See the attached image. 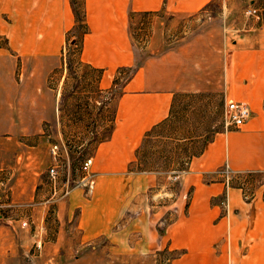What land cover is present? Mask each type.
<instances>
[{
  "label": "crops",
  "instance_id": "obj_1",
  "mask_svg": "<svg viewBox=\"0 0 264 264\" xmlns=\"http://www.w3.org/2000/svg\"><path fill=\"white\" fill-rule=\"evenodd\" d=\"M214 1L0 0L5 206L24 207L23 216L35 214L36 201L45 194L39 176L48 156L37 154L43 139L32 136L43 122L57 127L60 121V87L48 81L65 65L68 36L77 23L74 3L84 13L78 56L90 68L89 78L100 90L118 80L110 133L92 150V196L77 186L67 199L54 202L59 226L43 241V253L54 264L58 258L62 264H83L85 258L74 259L78 254L110 255L111 264H155L154 255L163 250L180 252L170 264H264V16L260 23L248 18L240 25L210 23L177 43L166 40L171 22L190 19ZM144 22L149 38L140 46L133 33ZM120 68L132 70L128 79L120 80ZM16 78L22 81L18 85ZM29 80H36V89H26ZM25 90L36 92V104L12 101ZM186 93L245 103L250 117L238 129L216 131L169 192L159 174L129 167L144 135L168 117L175 96ZM26 111L36 128L26 124ZM224 168L228 181L220 173ZM171 192L170 202L154 207V197ZM224 196L227 207L220 204ZM9 222H0V264H36V231H16ZM98 264L110 263L105 257Z\"/></svg>",
  "mask_w": 264,
  "mask_h": 264
},
{
  "label": "rangeland",
  "instance_id": "obj_2",
  "mask_svg": "<svg viewBox=\"0 0 264 264\" xmlns=\"http://www.w3.org/2000/svg\"><path fill=\"white\" fill-rule=\"evenodd\" d=\"M248 7L259 8L263 18L264 6L260 5L259 0H215L207 7L206 11H202L192 18L171 22L168 25L167 43H177L189 37L202 26L210 23H221L223 21L227 23L233 20V22L237 21L240 25L244 18L252 19L255 23H260L262 18L257 21L246 14ZM82 31L79 30L77 33L74 32L68 36L70 41L66 44L65 48V65L48 81V86L60 87L57 100L60 116L59 124L57 127H54V124L50 121L43 122L41 132L35 133L32 136L34 140L36 138L43 139L37 154L42 157L48 156V162H46L39 176L45 185V194L42 195L40 201H36V205L35 201L32 203L36 207V213H30L33 217L30 215L23 216L21 213L24 211V207L12 203H9L11 205L7 207L5 205L8 202L0 200V222L3 225H7L5 223L10 221L9 225H14L16 231L21 230L22 227L31 230V232L36 231V264H54L53 257L43 253V241L45 242L49 235L51 236L56 232L59 226L54 212V202L67 199L75 187L82 186L79 185L80 178L82 177L79 169L80 163L85 157L92 155L96 142L106 138L111 128L113 108L110 102L115 95L118 80L114 82V87L107 90H100L93 84L89 78L90 74H88L90 68L80 61L78 56ZM133 34L140 46L146 45L149 38L148 24L146 22L142 23L138 27L137 32ZM4 41V38L0 37V44ZM62 70H65L63 79L61 75ZM118 73H123L120 76V80L123 81L130 77L125 78V75H131L132 70L120 68L118 69ZM16 82L18 85L22 81L16 78ZM27 87L29 89H36V80H29L26 89H28ZM15 97L11 96L14 102L21 101L26 105L36 104V92L33 95L30 90H25L24 96ZM50 98L55 100V96H49ZM46 101L47 97L42 98L41 103H45ZM223 108L224 103L219 94L186 93L176 95L171 106V117L160 126L150 130L147 137L137 147L136 159L141 164V168L143 170L146 169V172L159 174L160 184L165 186L170 192L171 189L175 188V181L179 174L186 170L173 173V169L181 167L182 162L192 153H198L204 142L210 140L214 132L219 130L225 131L223 129ZM26 114V124L32 126L34 124L30 117L32 113L26 111ZM54 144L58 146V157L56 158L59 161L58 171L60 179L65 178L66 173L69 172L70 184L72 187L75 186L65 196L53 197L50 191L47 169L52 163L50 149ZM82 187L85 188L84 193L87 195V198H90L93 193V187L89 189L85 186ZM171 194L172 196H162V198L154 197L152 200L154 207L161 206L165 204L164 202L173 198L174 194L172 192ZM245 197L247 198L248 194H245ZM224 198L225 196L221 198V205ZM44 201L46 203H43ZM32 204L29 207H32ZM29 209L32 210L33 208ZM33 218L36 219L35 223L31 222ZM170 218L171 214L168 213L166 215L167 221ZM162 227L164 228L163 225ZM162 227L160 226L158 229L161 230ZM179 254L180 252L176 250H163L156 253L153 259L155 260V264H170L171 260ZM105 257L111 264L112 259L110 255L99 256V254H96L92 256L78 254V257H74V259L79 258V261H81V258H85L83 264H98V260L102 261ZM75 262H72V264L77 263ZM58 263L62 264L59 258ZM81 263L79 262L78 264Z\"/></svg>",
  "mask_w": 264,
  "mask_h": 264
},
{
  "label": "built area",
  "instance_id": "obj_3",
  "mask_svg": "<svg viewBox=\"0 0 264 264\" xmlns=\"http://www.w3.org/2000/svg\"><path fill=\"white\" fill-rule=\"evenodd\" d=\"M246 14L250 17H253L255 20H261L262 13L259 8L256 7H248ZM130 74L125 75V78H128ZM249 108L245 103L242 102H227L224 104L223 108V129L230 130V129H236L241 127L249 118ZM50 153L52 156V163L47 169L48 179H49V185H50V191L53 197L58 196H65L75 187L71 186L70 184V174L69 172L66 173L65 178L60 179L59 176V161H57L58 157V146L57 144H54L51 146ZM91 165H92V157L87 156L85 157L79 166V169L82 173V177L80 178V184L82 186L92 188L94 185V175L91 172ZM227 169L224 168L220 171V173L223 175V177L228 181L229 175L228 172H226ZM70 179V181H69ZM223 206L227 207L226 198H224L222 202Z\"/></svg>",
  "mask_w": 264,
  "mask_h": 264
},
{
  "label": "trees",
  "instance_id": "obj_4",
  "mask_svg": "<svg viewBox=\"0 0 264 264\" xmlns=\"http://www.w3.org/2000/svg\"><path fill=\"white\" fill-rule=\"evenodd\" d=\"M73 8H74V15H75V21L77 22L76 23V25L74 26V28L70 31V33H73V32H75V33H77V31H79V30H85L86 29V26H85V23H84V13H83V11L82 10H80V9H78L77 7H76V4L74 3L73 4ZM78 40H79V38H78ZM80 46H81V37H80ZM136 67H137V64H136ZM135 68V67H134ZM189 94H194V93H189ZM196 94H200V93H196ZM201 94H203V93H201ZM171 115H172V110L170 109V112H169V115H168V117L164 120V121H162V123H160V124H158V125H156L155 127H153L152 129H154V128H156V127H158V126H160L161 124H163L164 122H166L170 117H171ZM151 129V130H152ZM150 131V130H149ZM148 131V132H149ZM148 132L144 135V137H143V139H145L146 137H147V135H148ZM215 133V132H214ZM213 133V134H214ZM213 136V135H212ZM143 139H142V141H143ZM211 139V138H210ZM142 141H141V143H142ZM207 142V141H206ZM206 142H204V144L206 143ZM204 144H203V146H204ZM203 146H202V148L200 149V151L198 152V153H192L187 159H185L183 162H182V164H181V167H179L178 169H173V173H176V172H179V171H182V170H185L186 168H187V166H188V164H189V162H190V160H191V158L193 157V156H196V155H198L200 152H201V150L203 149ZM137 149L138 148H136V151H135V160L130 164V167H129V170L130 171H134V172H146V169H142L141 168V164L137 161ZM185 165V166H184ZM148 170V169H147ZM152 171H156V170H152ZM230 184H231V180H230V182H229Z\"/></svg>",
  "mask_w": 264,
  "mask_h": 264
},
{
  "label": "bare ground",
  "instance_id": "obj_5",
  "mask_svg": "<svg viewBox=\"0 0 264 264\" xmlns=\"http://www.w3.org/2000/svg\"><path fill=\"white\" fill-rule=\"evenodd\" d=\"M250 111V110H249ZM250 113V112H249ZM250 117V116H249ZM249 119V118H248ZM240 128V127H239ZM236 129H238V128H236ZM231 130V129H230ZM226 131H228V130H226ZM94 178V177H93ZM89 189V188H88Z\"/></svg>",
  "mask_w": 264,
  "mask_h": 264
}]
</instances>
